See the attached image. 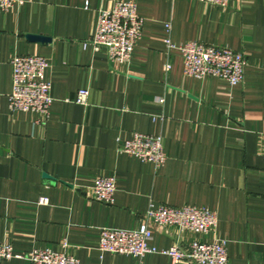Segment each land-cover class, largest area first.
<instances>
[{
  "label": "crops",
  "instance_id": "crops-1",
  "mask_svg": "<svg viewBox=\"0 0 264 264\" xmlns=\"http://www.w3.org/2000/svg\"><path fill=\"white\" fill-rule=\"evenodd\" d=\"M22 1L0 11V243L17 253L64 251L81 264H173L163 253L102 252L100 231L137 228L151 203L189 204L217 213L215 231L155 226L152 245L163 250L217 236L227 242L228 264H264V0H229L227 7L135 0L144 24L126 63L83 45L99 10L116 0ZM166 37L242 51L243 81L186 76ZM16 54L50 62L53 102L45 122L9 108ZM81 88L89 90L86 104L75 101ZM133 132L162 135L164 165L117 150V139ZM101 175L115 177L113 203L92 198Z\"/></svg>",
  "mask_w": 264,
  "mask_h": 264
},
{
  "label": "built area",
  "instance_id": "built-area-1",
  "mask_svg": "<svg viewBox=\"0 0 264 264\" xmlns=\"http://www.w3.org/2000/svg\"><path fill=\"white\" fill-rule=\"evenodd\" d=\"M211 5L227 7L229 0H199ZM22 0H0V11H7ZM144 19L137 12L135 0H116L107 9H100L92 36L83 41L86 47L92 45L95 51L105 49L111 62L126 63L142 35ZM170 30V24H166ZM168 49L180 51L184 74L205 78L217 77L235 85L244 79L247 59L242 51L213 45L197 40L175 43L170 37L164 39ZM12 90L8 95L11 111H31L38 113L45 122L50 116L53 97L52 83L47 78L49 60L41 55L16 54L11 59ZM167 69L170 64L167 63ZM88 88H81L75 101L86 104ZM159 102L164 99L160 98ZM117 150L143 161L162 166L167 160L161 134L133 132L127 139H117ZM92 198L105 203H113L116 191L114 176L101 175L90 186ZM42 197L40 203H47ZM217 213L207 207L196 205L171 206L150 204L143 221L137 228H102L98 248L114 254L133 255L142 258L147 253H163L171 257L173 264L188 259L194 264H228L227 242L217 236L211 239H193L187 244L175 243L168 249L159 250L151 244L154 227L174 225L180 231H191L208 235L215 231ZM65 244V243H64ZM14 258L27 259L31 264H81L79 259L67 253L49 248H32L25 253L15 252L10 243H0V263Z\"/></svg>",
  "mask_w": 264,
  "mask_h": 264
},
{
  "label": "water",
  "instance_id": "water-1",
  "mask_svg": "<svg viewBox=\"0 0 264 264\" xmlns=\"http://www.w3.org/2000/svg\"><path fill=\"white\" fill-rule=\"evenodd\" d=\"M31 39H39V40H44V41H49L50 37L47 36H39V35H30ZM46 177H48L47 174H45Z\"/></svg>",
  "mask_w": 264,
  "mask_h": 264
}]
</instances>
